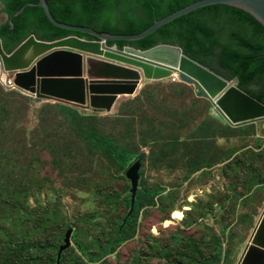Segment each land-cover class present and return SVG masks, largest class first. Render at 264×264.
<instances>
[{
    "label": "trees",
    "instance_id": "16d2710c",
    "mask_svg": "<svg viewBox=\"0 0 264 264\" xmlns=\"http://www.w3.org/2000/svg\"><path fill=\"white\" fill-rule=\"evenodd\" d=\"M197 1L46 0L57 21L113 35L142 33L156 20ZM38 2L0 0V37L8 53L32 34L42 41L69 36L96 40L56 27L45 10L35 5L14 16L28 3ZM159 44L179 46L191 59L218 74L237 78L241 89L264 103V25L245 10L231 5L207 6L141 40L108 42V46L140 50ZM163 83H146L138 94L121 103L120 112L107 116L85 114L80 107L61 102L42 104L36 115L29 96L15 89L0 90V264H58L68 229L73 230V243L62 254L61 264H111V258L137 237L141 212L156 207L171 192L144 185L143 167L159 169L147 164L151 157L153 164L171 166L176 162L187 178L213 164L222 165L234 201L240 205L249 203L234 185L241 167L249 170L252 191L264 190V134L258 129L264 120L229 124L212 112L211 100L193 83ZM16 110L19 114L12 117ZM28 116L30 123L26 122ZM225 135L229 141L240 137L244 142L227 147L219 143ZM138 159L142 179L135 208L121 228L131 206L126 172ZM108 173L114 175L110 180L105 178ZM124 181L129 184L120 191L117 184ZM188 202H192L190 197ZM184 209L173 208L170 221H183ZM252 211L245 215L251 217L250 229L258 216ZM187 214L191 218L192 210ZM221 232L228 250L218 234L210 238L200 234L172 248L148 236L145 247L128 252L118 264H224L234 235L227 226Z\"/></svg>",
    "mask_w": 264,
    "mask_h": 264
},
{
    "label": "water",
    "instance_id": "95a60500",
    "mask_svg": "<svg viewBox=\"0 0 264 264\" xmlns=\"http://www.w3.org/2000/svg\"><path fill=\"white\" fill-rule=\"evenodd\" d=\"M45 10L49 21L58 28L94 36L87 40L69 36L56 41H41L30 35L11 53L4 49L0 38L1 70L14 75V83L24 93L35 96L36 102L61 101L87 110L110 112L120 96H134L141 85L150 80H162L177 73L179 80L194 83L212 102L214 114L229 124L240 126L264 120V103L238 86V79H229L208 66L191 59L176 45L159 44L148 50L132 46H108L109 41L141 40L164 25L198 9L212 5H231L245 10L264 25V0H200L160 20L135 35L100 33L89 27L67 25L57 21L46 0L37 4ZM25 7L14 16L20 15ZM13 27V25H12ZM31 47L37 51L32 53ZM43 48V49H42ZM141 160H136L126 172L130 181L131 206L123 221L134 212L140 184ZM264 211L238 264H264ZM72 230L66 232L65 245L60 248L58 264L64 251L71 246Z\"/></svg>",
    "mask_w": 264,
    "mask_h": 264
},
{
    "label": "rangeland",
    "instance_id": "374dc122",
    "mask_svg": "<svg viewBox=\"0 0 264 264\" xmlns=\"http://www.w3.org/2000/svg\"><path fill=\"white\" fill-rule=\"evenodd\" d=\"M11 77L12 75H9V78ZM162 80L164 82V86H166L170 82H173L170 77ZM151 81L153 80H146L141 85L138 93L146 83H149ZM0 90L8 91L11 89L7 88L0 80ZM129 98H131V96H121L116 101L110 112H107L105 110L101 111L92 109L87 110L83 108L79 109H81V112H84L85 114L97 112L101 114V116H107V114L114 115L120 112L118 110L121 103L128 100ZM13 100H16V95H13ZM47 102L57 103L56 101L51 100L36 102L32 98L29 106H33V111L37 115L40 106ZM18 114L19 112L16 110L12 114V117ZM26 122L30 123V116H28ZM188 128H191V125ZM188 128L186 130H188ZM258 129L259 133L264 134V123L258 124ZM228 137L229 136H226L225 139L219 140V143L225 144V146L230 147L234 146L233 143L241 144L244 142L240 137L233 138L230 141ZM248 138H251V140L253 139V137ZM251 140H249V143L252 142ZM142 149L147 150L146 148ZM186 149L190 150L191 147L187 146ZM194 149H192V151ZM133 150L135 151L134 148ZM86 159L88 162H92L93 160H91V158L89 157H87ZM95 161H93V164H98ZM154 162V158L151 157L149 158L147 164H149L151 167H157L159 169L151 170L147 166L143 167V178L146 179H144V185L148 189L165 188L166 190L171 192H169V194L164 198L160 199L156 207L148 208L141 212V215L139 217L140 227L137 237L134 240L127 242L124 245V248H121L119 254L116 257L111 258L110 263L118 264L119 262L123 261V258L127 255L128 252H138L139 250H141V248L146 246L145 239L148 236L156 237L158 238L157 240L162 241L164 244L168 245V247H173L182 240L196 237L200 234H203L202 237L208 236V238H210L213 234H218L223 239V241L225 240L224 247L225 250H228V243L226 242L227 238H224L225 235L221 232V229L227 226L228 230L232 231L234 237L231 244V253L228 256V259H225L224 264H238L243 251L251 238L253 230L258 220L260 219V215L264 211V190H260L258 192L252 191V187L250 184L251 180H249V178L247 177L249 172L248 168L241 167L239 172L236 174V181L234 182V185L238 186L241 190V193L244 194L243 198H246V201L249 202L247 204L240 205V201H234L235 197L230 191V183L223 175L222 165L213 164L212 166L208 167L206 171L201 170L187 178L184 169L178 166L176 162H172L171 166L167 165L166 162H158L153 164ZM93 170L97 171L101 170V168H93ZM50 171L53 179L58 180L56 178V175H53L54 171ZM113 176V173H108L107 175H105V178L110 180L111 178H113ZM141 179L142 178L140 176V180ZM127 184L129 183L125 181L118 183V189L122 191ZM129 191L130 189L128 190V193L130 194ZM189 197L192 199V202H188ZM247 197L249 198L247 199ZM86 198V196H83V202L86 201ZM183 207H185L184 216L186 217V219L184 217L183 221L181 222H176L174 220L170 221L171 217L169 218V213L173 210V208L182 209ZM252 209V212L258 213V216L254 223V226L250 229L249 225L251 222V217H247L245 215L247 214V211H250ZM191 210L193 214L188 216L191 218H187V212L189 213V211ZM124 211L125 209H123L120 213L123 214ZM207 211H209V213H206ZM203 213L205 215H203ZM166 222H169V224L166 225ZM189 222L194 223L191 226H188L187 224ZM156 228L159 230V232L155 231L156 234H154L153 230H155ZM262 232H264V223L262 226ZM71 243H73V240H71ZM179 248L180 246L178 247V249ZM157 262L158 261H154V264H157ZM174 262L175 264L179 263L178 261Z\"/></svg>",
    "mask_w": 264,
    "mask_h": 264
},
{
    "label": "clouds",
    "instance_id": "9594fccd",
    "mask_svg": "<svg viewBox=\"0 0 264 264\" xmlns=\"http://www.w3.org/2000/svg\"><path fill=\"white\" fill-rule=\"evenodd\" d=\"M0 6H1V3H0ZM25 7V6H24ZM16 14V13H15ZM19 16V15H18ZM8 19V16L7 15H5V20H7ZM12 23V22H11ZM33 35V34H32ZM1 38V37H0ZM37 38V37H36ZM67 38V37H66ZM38 39V38H37ZM26 40V39H25ZM24 40V41H25ZM39 40V39H38ZM42 41V40H41ZM51 42V41H50ZM4 45V44H3ZM107 45H108V43H107ZM113 46H116V45H113ZM18 47V46H17ZM16 47V48H17ZM110 47H112V46H110ZM11 53V52H10ZM9 75H12V77L11 78H9ZM2 76H4V78H3V81L1 80L2 79ZM170 78L173 80V81H180L179 80V76H178V74L177 73H173L172 74V76H170ZM0 80L3 82V84L7 87V88H10V89H15V90H18V91H20L21 93H23V94H25V95H27V96H29L30 97V99H34V97L35 96H31V95H28V94H26V93H24L23 91H21L19 88H18V86L14 83V75L12 74V73H7V72H5V71H3V70H1V68H0ZM8 81H11V84H9L8 83ZM182 82V81H181ZM194 84V83H193ZM195 85V84H194ZM123 96H125V95H123ZM135 96V95H134ZM121 97V96H120ZM119 97V98H120ZM118 98V99H119ZM117 99V100H118ZM51 101H54V100H51ZM56 102H61V101H56ZM61 103H65V102H61ZM116 103V102H115ZM67 104V103H66ZM77 106V105H76ZM79 107V106H78ZM80 108H82V107H80ZM83 109H85V108H83ZM213 112V111H212ZM135 208V207H134ZM129 213V212H128ZM127 213V214H128ZM127 216V215H126ZM261 216V215H260ZM126 218V217H125ZM124 218V219H125ZM127 220V219H126ZM124 221V220H123ZM72 244V243H71ZM65 245V244H64Z\"/></svg>",
    "mask_w": 264,
    "mask_h": 264
},
{
    "label": "bare ground",
    "instance_id": "6f19581e",
    "mask_svg": "<svg viewBox=\"0 0 264 264\" xmlns=\"http://www.w3.org/2000/svg\"><path fill=\"white\" fill-rule=\"evenodd\" d=\"M43 49V48H42ZM32 53H35L36 51H37V49L35 48V47H31V50H30ZM3 78H4V76H2V81H3Z\"/></svg>",
    "mask_w": 264,
    "mask_h": 264
},
{
    "label": "built area",
    "instance_id": "2783aa9c",
    "mask_svg": "<svg viewBox=\"0 0 264 264\" xmlns=\"http://www.w3.org/2000/svg\"><path fill=\"white\" fill-rule=\"evenodd\" d=\"M9 84H11V81H8Z\"/></svg>",
    "mask_w": 264,
    "mask_h": 264
}]
</instances>
